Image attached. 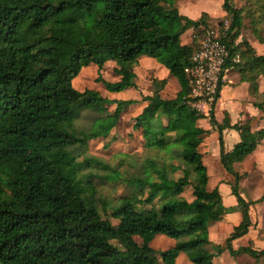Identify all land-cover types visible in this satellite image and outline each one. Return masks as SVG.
I'll return each instance as SVG.
<instances>
[{"label":"trees","instance_id":"trees-1","mask_svg":"<svg viewBox=\"0 0 264 264\" xmlns=\"http://www.w3.org/2000/svg\"><path fill=\"white\" fill-rule=\"evenodd\" d=\"M241 1L240 8L233 0L222 6L230 17V53L239 51L233 41L246 19L251 18L255 34L264 26V5L257 8L261 0ZM191 28L192 43L181 45V35ZM210 28L206 15L196 22L179 15L174 0H0V264H175L180 253L193 264H211L224 250L233 256H264V251L232 249L231 241L250 226L248 204L236 185L233 194L242 221L225 247L206 249L209 224L227 210L217 190H206V171L197 152L204 132L195 126L200 116L187 102L184 69ZM246 48L237 67L256 91L255 80L264 77V56ZM141 56L165 67L180 92L174 100H162L165 81L154 80L153 94L143 98L148 104L134 128L141 131L146 148L177 161L171 169L180 175L169 176L158 160L146 159L140 176L123 179L127 195L113 203L99 200L98 206L88 171L100 163L84 154L88 142L106 137L133 101L80 92L72 81L82 68L95 65L101 70L113 62L121 78L116 83L101 80L106 90L135 87L132 67ZM112 104L115 109L108 113ZM85 110L104 116L88 133H70ZM226 127L224 123L219 131ZM233 128L240 142L226 153L220 137V160L237 181L233 164L255 150L264 131L252 133L248 122ZM82 170L88 171L79 182ZM119 178L114 170L106 179ZM187 186L193 189L191 202L181 196ZM157 235L175 245L153 249L150 243Z\"/></svg>","mask_w":264,"mask_h":264},{"label":"crops","instance_id":"crops-1","mask_svg":"<svg viewBox=\"0 0 264 264\" xmlns=\"http://www.w3.org/2000/svg\"><path fill=\"white\" fill-rule=\"evenodd\" d=\"M223 2L224 0H174V7L177 9L179 15L191 21L196 22L206 15L208 23L216 21L221 23L227 21L223 19L228 17L222 8ZM242 3L241 0H233V4L236 8H240ZM213 27L214 26H212V28ZM194 35V29L191 28L186 30L180 37L181 45H190ZM240 37L241 36L238 35L233 41L235 47H239V51L234 53L240 54L247 51L244 48L246 45L241 47L242 43L239 44L241 40ZM250 44V48L254 51L256 56L264 55L262 49L264 48L263 44L259 43L257 40L255 43ZM259 52L261 54H258ZM237 65L238 64H231L229 66V70L226 73L225 84L220 91L218 100L210 117L197 114L200 118L197 119L195 123V126L204 132L197 147V152L201 157V163L206 171V190L208 192L217 190L221 199V204L225 210H227L221 220L209 224V245L206 249L212 252L213 246L225 247L233 230L235 227H238L242 221V212L237 203V198L233 194V187L236 185L239 196L248 204L250 226L245 235L231 241L232 249L234 251L250 249L260 253L264 251V138L259 141L251 154L245 156L241 162L233 164V171L238 176L237 181H235L234 174H230L224 169L220 160V137L222 139L224 152L226 153L231 152L240 142L239 132L233 128L234 126H240L248 122L252 133L264 131V104H262L264 101V77L259 76L255 80L257 90L253 91L247 79H245V73H242ZM114 66L115 72V69H118V67L115 63ZM132 71L136 77L134 80L135 87L127 88L121 92L112 94L113 101H133L132 104L127 106L132 107L135 105L139 107L141 111H138L139 113L135 116V119L141 115L143 109L148 104L143 98L152 96L153 94L152 82L154 80L165 81L163 89L159 92L162 100H174L180 92V85L177 79L175 78L176 81H173L172 78L174 77L169 71L153 58L147 56L139 57L137 62L133 65ZM148 71H151L153 75L150 80V90L149 88L140 87L138 79L140 76H138L137 73L139 72L140 75L141 72L146 73ZM116 76L120 80L121 77L117 73ZM134 92H136L135 95ZM259 104L262 105V108L259 107ZM121 117L113 130L119 126L118 124ZM224 123H226L228 127L223 128L222 132H220L219 127H223ZM162 124L166 125L164 121ZM132 128L135 131H139L142 137L141 131L136 130L134 124ZM142 140L144 142L143 146L146 147L143 138ZM178 172H180V170H177L173 175L176 176ZM186 192L190 199L186 197ZM181 196L187 202H191L193 200L192 187H185ZM158 236L162 235H157L151 243H154L155 240L159 242L165 237ZM169 241L172 242V245L170 244L169 247L160 251H165L175 245L172 239ZM175 264L193 263L189 261L184 253H180L175 259ZM211 264H264V256L255 258L246 253H239L233 256L228 250H224L220 255L212 259Z\"/></svg>","mask_w":264,"mask_h":264},{"label":"rangeland","instance_id":"rangeland-1","mask_svg":"<svg viewBox=\"0 0 264 264\" xmlns=\"http://www.w3.org/2000/svg\"><path fill=\"white\" fill-rule=\"evenodd\" d=\"M264 0H261L258 3L257 8L260 5H264ZM258 2V1H257ZM249 19V20H248ZM245 21L244 27L240 30L239 36L241 47L244 45L250 47V43H255L256 40L260 39L264 41V26L261 28L258 34L253 33V29L251 28V18L249 17ZM223 20H227L230 23V17H227ZM217 22V21H216ZM210 22L211 26H217L220 22ZM216 23V24H215ZM230 28V25H229ZM263 44V43H261ZM264 45V44H263ZM245 50L247 49L244 47ZM264 51V48H262ZM257 52V51H256ZM258 54H261L260 52ZM264 56V55H263ZM114 63L106 62L104 67L99 70L97 66L90 65L88 67L82 68L79 75L72 81L74 89L77 91L84 90H92L98 92L102 97L107 98L113 101V94L108 92L101 82L113 83L114 81L119 80L114 72ZM138 76H140L139 82L140 87L146 88L150 90V80L153 77L152 72L148 71L146 73L141 72ZM173 81H176L175 78H172ZM138 91V90H137ZM136 92H134V95ZM108 113H113L115 109V105H109L106 107ZM141 111L139 107L134 106H125L121 120L119 122V126L115 128V130H111L106 137L99 138L96 140H92L88 142L85 157L94 159L100 165H96L93 163L90 171H80L77 173V181L82 182L85 179L84 173L92 174V185L95 190L94 200L96 204L99 206V200L108 201V202H116L119 198L127 195L129 193V188H127L123 183V179H128L130 177H134L136 175L139 176L143 173L146 159H154L158 160V164L160 166H166L168 169L169 176H173L174 172L171 169L172 165H176L177 161L173 160L168 156L165 152H156L151 151L143 146V140L139 131H135L132 127L134 124L135 116ZM104 115L99 114L93 111H82L72 126L70 127V133L74 135H78L80 132L88 133L94 125L96 119L103 117ZM164 123H166V119L164 118ZM171 148V147H170ZM174 148V149H173ZM73 148H68V150H72ZM173 151L177 150V148L172 147ZM74 153L78 154L79 151L74 149ZM107 167V168H104ZM119 175L118 180H107V177L113 176V171ZM141 173V174H140ZM180 172L176 174L179 176ZM84 183V182H83ZM186 197L190 199L189 195L186 192ZM164 237V236H158ZM169 238L164 237L161 241L155 240L154 243H151V246L155 250H164L170 246L172 242H170ZM137 242L139 240L137 239ZM172 245V244H171Z\"/></svg>","mask_w":264,"mask_h":264},{"label":"built area","instance_id":"built-area-1","mask_svg":"<svg viewBox=\"0 0 264 264\" xmlns=\"http://www.w3.org/2000/svg\"><path fill=\"white\" fill-rule=\"evenodd\" d=\"M229 25V21H223L206 30L184 69L188 105L205 117H210L215 107L229 66L240 62V54L230 53L226 42Z\"/></svg>","mask_w":264,"mask_h":264}]
</instances>
